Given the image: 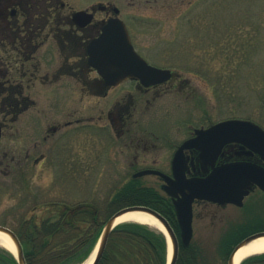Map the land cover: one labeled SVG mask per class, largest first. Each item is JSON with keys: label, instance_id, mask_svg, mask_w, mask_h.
Here are the masks:
<instances>
[{"label": "flooded vegetation", "instance_id": "flooded-vegetation-1", "mask_svg": "<svg viewBox=\"0 0 264 264\" xmlns=\"http://www.w3.org/2000/svg\"><path fill=\"white\" fill-rule=\"evenodd\" d=\"M175 1L0 0V141L6 132L11 137L0 162L5 172L12 165L18 169L27 164L32 177L88 182L91 177L108 176L107 168L115 164L121 177L130 173L132 178L145 170L173 177L172 159L196 130L235 119L212 120L203 110L200 124L153 128L155 122L146 125L142 117L164 94L178 90L185 81L182 76L170 69L171 77L155 85L131 79L110 85L92 66L90 45L111 22L124 25L134 50L143 57L138 50L148 48L144 40L160 38L158 13H169ZM204 142L208 140H202L207 152L197 147L181 151L188 179L205 178L216 168L240 162L264 169V155L240 143L228 142L212 154L214 147L211 144L210 150ZM146 176L162 184L157 175ZM86 182L78 184L79 191ZM55 203H44L43 208H58L63 214L71 205H93ZM209 205L222 207L196 200L193 220L199 217L195 209Z\"/></svg>", "mask_w": 264, "mask_h": 264}, {"label": "rangeland", "instance_id": "rangeland-1", "mask_svg": "<svg viewBox=\"0 0 264 264\" xmlns=\"http://www.w3.org/2000/svg\"><path fill=\"white\" fill-rule=\"evenodd\" d=\"M158 15L160 38H146L148 48L138 52L152 65L171 69L185 81L155 101L142 117L144 123L155 122L151 126L159 130L175 123L197 125L205 110L212 120L251 119L264 125V0H176L169 13ZM10 140L6 132L0 141V162ZM27 169V164L18 169L12 165L7 173L0 166V226L14 231L21 223H38L49 216L54 209L46 210L44 203L91 202L101 218L106 217L107 203L132 180L130 173L118 176L115 164L107 168L108 176L91 177L88 182L32 177ZM82 181L86 184L79 191ZM135 184L163 195L156 177L145 176ZM195 213L199 217L193 220L191 242L202 249L208 264H224L219 257L221 239L229 232L239 235L264 224V194L251 193L241 208L209 205Z\"/></svg>", "mask_w": 264, "mask_h": 264}, {"label": "water", "instance_id": "water-1", "mask_svg": "<svg viewBox=\"0 0 264 264\" xmlns=\"http://www.w3.org/2000/svg\"><path fill=\"white\" fill-rule=\"evenodd\" d=\"M110 23L103 33L94 40L89 48L91 64L96 68L107 84H116L129 78L140 81L145 86L164 82L170 78V71L152 67L133 50L129 36L121 22ZM207 139L203 146H213L212 154H217L223 144L238 142L259 154L264 153V131L256 124L246 120H227L211 126L206 130H197L194 139L185 142L175 154L172 166L174 177L170 178L156 171H142L133 178L153 173L164 181L162 191L172 201L176 221L179 227V240L166 219L155 210L145 206L125 207L115 212L102 226L95 254L91 264H98L104 253L108 237L120 223H115L117 217L128 212H142L153 217L163 228V235L170 243L171 255L167 264H175L179 245L189 246L192 235V203L194 200H204L221 206L231 204L237 207L243 205V200L255 187L264 191V169L249 163L226 164L212 171L205 178L187 179L184 174L180 151L187 147H197L204 152L202 140ZM212 142V143H211ZM216 143L218 149L216 150ZM212 144V146H211ZM211 146V147H210ZM203 152V153H204ZM181 164V165H180ZM182 166V168H181ZM0 232L8 236L12 242L17 264H26L21 245L15 234L8 228L0 226ZM264 237V231L254 233L241 240L230 253L226 264H234V255L252 241ZM242 261V260H241ZM240 261V262H241ZM240 262L238 264H240Z\"/></svg>", "mask_w": 264, "mask_h": 264}, {"label": "trees", "instance_id": "trees-1", "mask_svg": "<svg viewBox=\"0 0 264 264\" xmlns=\"http://www.w3.org/2000/svg\"><path fill=\"white\" fill-rule=\"evenodd\" d=\"M145 206L161 214L177 238L179 229L170 200L151 187L135 184V180L118 190L107 203L106 217L101 218L94 205L77 204L49 211L39 223L26 221L15 230L22 244L26 264H79L90 254L103 225L118 210ZM242 231L245 229L241 227ZM264 231V224L239 235L227 233L219 243L220 260L226 261L233 247L242 239ZM167 242L158 230L137 223H122L110 233L99 264H166ZM0 264H16L12 255L0 249ZM175 264H208L203 251L194 243L179 246ZM240 264H264V253L249 256Z\"/></svg>", "mask_w": 264, "mask_h": 264}, {"label": "bare ground", "instance_id": "bare-ground-1", "mask_svg": "<svg viewBox=\"0 0 264 264\" xmlns=\"http://www.w3.org/2000/svg\"><path fill=\"white\" fill-rule=\"evenodd\" d=\"M123 222H135L143 225L150 226L151 228L163 231L162 226L150 215L142 212H128L116 218L115 223ZM0 247L9 251L10 253H15V248L8 238L7 235L0 232ZM264 253V237L256 239L249 243L248 245L241 247L234 255V264H238L241 260L247 256ZM95 250L92 255L82 264H91ZM171 255L170 243H168V260ZM168 262V261H167Z\"/></svg>", "mask_w": 264, "mask_h": 264}]
</instances>
